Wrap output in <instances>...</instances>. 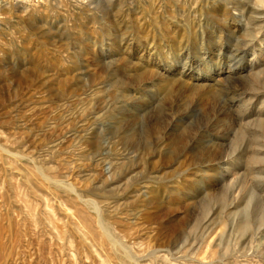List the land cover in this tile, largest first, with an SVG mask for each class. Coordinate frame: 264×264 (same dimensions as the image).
I'll return each instance as SVG.
<instances>
[{
	"label": "rangeland",
	"instance_id": "obj_1",
	"mask_svg": "<svg viewBox=\"0 0 264 264\" xmlns=\"http://www.w3.org/2000/svg\"><path fill=\"white\" fill-rule=\"evenodd\" d=\"M0 264H264V4L0 0Z\"/></svg>",
	"mask_w": 264,
	"mask_h": 264
},
{
	"label": "bare ground",
	"instance_id": "obj_2",
	"mask_svg": "<svg viewBox=\"0 0 264 264\" xmlns=\"http://www.w3.org/2000/svg\"><path fill=\"white\" fill-rule=\"evenodd\" d=\"M259 2L264 4V0H259ZM233 9H234V8H233ZM226 12H227V11H226ZM252 12H253L254 14L256 13L255 11H252ZM226 15H227V14H226ZM221 18H222V17H221ZM253 18H254V19H257V16L254 15ZM259 35H260V34H259ZM254 36H255V35H254ZM259 42H260V41H259ZM259 48H260V47H259ZM160 76H161V75H160ZM152 128H153V127H152ZM126 139H127V138H126ZM209 156H210V155H209ZM206 214H207V213H206ZM244 227H245V225H243V228H244ZM240 228H241V227H240ZM242 230H244V229H242Z\"/></svg>",
	"mask_w": 264,
	"mask_h": 264
}]
</instances>
